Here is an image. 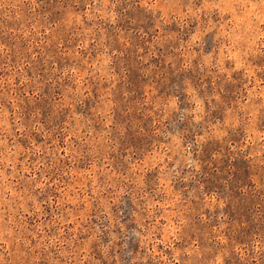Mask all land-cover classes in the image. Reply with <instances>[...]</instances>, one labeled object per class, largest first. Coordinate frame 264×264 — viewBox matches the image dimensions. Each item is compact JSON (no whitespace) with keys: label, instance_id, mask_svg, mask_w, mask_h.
Wrapping results in <instances>:
<instances>
[{"label":"rangeland","instance_id":"374dc122","mask_svg":"<svg viewBox=\"0 0 264 264\" xmlns=\"http://www.w3.org/2000/svg\"><path fill=\"white\" fill-rule=\"evenodd\" d=\"M0 264H264V0H0Z\"/></svg>","mask_w":264,"mask_h":264}]
</instances>
